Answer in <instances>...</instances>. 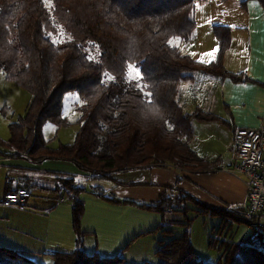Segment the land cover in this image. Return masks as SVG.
Listing matches in <instances>:
<instances>
[{"label": "trees", "instance_id": "16d2710c", "mask_svg": "<svg viewBox=\"0 0 264 264\" xmlns=\"http://www.w3.org/2000/svg\"><path fill=\"white\" fill-rule=\"evenodd\" d=\"M196 1L203 0H0V71L32 94L25 114L9 124L10 136L0 137V155L35 163L44 159L73 162L90 180L111 179L114 173L150 164L170 163L194 173L220 169L219 160L210 162L198 156L188 138L191 121L222 119L200 108L185 111L181 83L193 80L197 73L233 82L251 78L225 67L231 39L227 25L213 27L219 52L209 62L168 43L175 37L190 39L196 27ZM248 1L241 0L240 6L245 8ZM258 1L264 8V0ZM90 46L95 47L96 56L90 55ZM131 64L140 68L141 86L128 76ZM69 92H76L82 101L76 121L79 128L73 142L52 147L44 127L49 122L58 127L69 124L63 116ZM6 109L5 105L4 115ZM91 189L97 197L117 202L103 187ZM53 190L71 196L76 246L70 252L44 255L53 264H126L122 255L102 257L85 251L87 233L81 225L85 201L81 195L87 188L76 185L75 177L68 175L59 177ZM188 201L199 206L201 213L222 216V224L227 218L248 225L252 221L247 206L210 207L184 191L164 193L152 202H121L163 214L174 206L189 211ZM181 224L185 227L182 234L161 242L156 252L160 264H264V233L253 227L239 240L223 239L219 258L204 261L192 243L191 219ZM164 228L162 221L149 232L173 234ZM209 246L214 247L215 241ZM0 264L43 263L0 246Z\"/></svg>", "mask_w": 264, "mask_h": 264}, {"label": "crops", "instance_id": "0c3cea01", "mask_svg": "<svg viewBox=\"0 0 264 264\" xmlns=\"http://www.w3.org/2000/svg\"><path fill=\"white\" fill-rule=\"evenodd\" d=\"M240 8L245 18L239 23L238 28L244 24L242 28L246 34V50L243 54L239 53L244 48L236 46L235 41H231L235 35L231 30L230 45L224 55V64L229 71L246 73L251 81L233 82L229 78L220 80L214 77L211 78L214 79L212 81L207 78L217 82L221 90L217 108L221 112L215 114L222 120H194L191 123V148L198 156L210 162L219 160V165L233 146L234 132L237 128L258 127L264 124V8L258 0H249L245 8L241 6ZM213 27L214 25L210 29L211 35L203 26L202 32L198 31L200 29L198 28V34L193 36V31L189 40L175 37L179 38V41L183 40L175 46L184 54L196 59L200 58L191 52L192 48L199 52L210 50L212 60L216 58L219 49V40ZM181 85L183 88L187 82H182ZM181 98L182 95L180 101L183 104L185 101ZM47 124L44 127V136L50 146L56 147L59 143L73 142L74 131L68 134L54 123L49 124L51 128L46 129ZM171 165L137 166L114 173L111 179L90 180L73 162L44 159L35 163L24 157L1 156L0 246L17 249L30 257L49 253L50 251H47L49 247L52 250L67 252L75 249L76 232L72 221V201L65 192L53 190L61 176L73 175L76 185L87 188L81 195L85 201L81 224L82 230L87 233L84 237L85 251L97 252L102 257L122 255L126 264H160L156 260L158 257L156 252L161 242L185 231L184 225L181 224L184 221H179L175 226L176 222L170 219L169 213L180 210L185 213L184 219H187L189 212L174 206L162 214L121 201L152 202L164 193L178 194L184 191L210 207L248 206L247 189L239 176L220 169L194 173ZM27 178L31 180L29 185L35 192L30 193L28 207L20 209L5 202L4 196L9 190V181H12L10 188H15L16 182L26 184L23 180ZM88 182L92 183L89 185ZM96 185L103 187L107 195L115 198L117 202L111 203L97 197L91 189ZM62 196L67 199L61 202ZM186 206L189 210L198 211L192 202L188 201ZM162 221L165 224L164 229L169 228L173 231L172 235H167L162 230L156 233L149 232ZM191 239L194 243L193 236Z\"/></svg>", "mask_w": 264, "mask_h": 264}, {"label": "rangeland", "instance_id": "374dc122", "mask_svg": "<svg viewBox=\"0 0 264 264\" xmlns=\"http://www.w3.org/2000/svg\"><path fill=\"white\" fill-rule=\"evenodd\" d=\"M205 0L198 2L196 1L195 6V17L197 21V28L194 30L193 36L198 34V31L202 32L203 26L211 35L210 29L215 24H222L227 25L230 29L235 33L233 35V40L235 41L236 46L244 48L239 53L243 54L245 52L246 47V34L244 32V28L242 24L241 28H238L245 18V14L241 11L240 8V1L241 0ZM50 4V1H48ZM211 25V27H210ZM200 28L198 31L197 29ZM214 36V35H213ZM172 44L178 45L180 42L179 38H172ZM204 49V48H203ZM90 55L96 56L97 52L95 47H89ZM192 53H196V56H199V60H211V53L210 50L207 52H199L192 48ZM210 52V53H209ZM219 52V49H218ZM218 52L216 54L218 55ZM202 53V54H201ZM189 55V54H188ZM217 57V56H216ZM215 59V58H214ZM212 59V60H214ZM226 67V66H225ZM128 76L130 79H134L138 82V85H142L141 81V71L137 65L131 64L129 65L128 69ZM213 78L211 76L205 75L203 73H197L193 80H189L187 85L183 86L182 88V101H185L182 106L185 111L193 112L196 108L204 109L211 111L213 113H219L218 111V104L220 102V88L217 82H212L214 79H207ZM32 94L28 91L17 85L15 82L8 80L5 75L0 71V137L7 139L10 135L9 124L12 121H16L20 115L25 114L29 103L31 102ZM189 100V102H187ZM191 100L193 103H191ZM82 101L80 100L78 94L76 92H69L66 94L64 99V114L65 118L68 119L69 124L64 125L58 128H62L64 132H68L70 134L74 131L75 135L78 131L79 125L76 123L77 119L80 116V106ZM6 105L7 107V114L4 115L2 113V108ZM198 105V106H197ZM195 108V109H194ZM194 121V120H193ZM192 123V121H191ZM52 123L47 124V128H51L50 125ZM192 127V126H191ZM67 128V129H65ZM45 129V130H46ZM186 136L184 137V139ZM191 137L188 138L189 144L191 142ZM196 153V152H195ZM226 155V154H225ZM224 155V156H225ZM1 157V155H0ZM224 158V157H223ZM170 164V163H167ZM165 165V164H163ZM173 165V164H172ZM171 165V166H172ZM174 166V165H173ZM86 180V178H84ZM29 178L23 180L25 183H28ZM15 183V181H13ZM12 181H9L8 184V193L12 191L20 192L25 190V192L32 193L33 189L27 186L26 184H19L16 182L15 188L11 187ZM92 182H88L90 185ZM96 184H102L99 182H95ZM93 182V184H95ZM28 187V188H26ZM31 191V192H30ZM33 191V192H32ZM35 193V192H34ZM71 197V196H68ZM198 211L196 210H189L187 213V218L191 219V226H190V235L191 238L193 236V244L196 255L198 258L204 261H216L219 256L221 255L223 248L219 247L220 242L225 239V241L232 242L235 240H239L245 236H247L252 231V226L248 225L244 222H237L232 221L231 219L227 218L222 224V216L219 215H211L201 213L200 207L197 206ZM170 219L174 221L175 226L178 225L179 221H185V213L180 210L174 211L169 213ZM173 223V224H174ZM260 224L264 226V217L261 218ZM223 226L220 230V226ZM37 228V225L35 226ZM178 228H176L177 230ZM220 230V231H219ZM175 236H177L175 234ZM211 240L215 241V246H209ZM11 248V247H9ZM47 251H59V250H52L49 247ZM14 249V248H13ZM31 258L36 261L37 263L43 264H53V259L51 257H45L44 255H31ZM156 260L161 263V258L157 257Z\"/></svg>", "mask_w": 264, "mask_h": 264}, {"label": "built area", "instance_id": "2783aa9c", "mask_svg": "<svg viewBox=\"0 0 264 264\" xmlns=\"http://www.w3.org/2000/svg\"><path fill=\"white\" fill-rule=\"evenodd\" d=\"M220 170L243 180L247 189L248 217L252 219L250 225L264 233L260 224L264 217V124L235 130L233 146L224 156ZM29 197L25 190L12 191L5 194L4 201L26 209ZM66 199L62 196L60 201Z\"/></svg>", "mask_w": 264, "mask_h": 264}, {"label": "snow or ice", "instance_id": "6c2138e0", "mask_svg": "<svg viewBox=\"0 0 264 264\" xmlns=\"http://www.w3.org/2000/svg\"><path fill=\"white\" fill-rule=\"evenodd\" d=\"M168 43H169V44H171V43H172V41L170 40V41H168Z\"/></svg>", "mask_w": 264, "mask_h": 264}]
</instances>
